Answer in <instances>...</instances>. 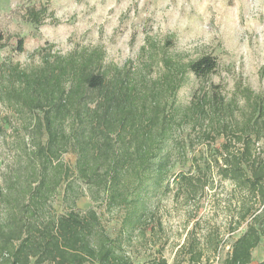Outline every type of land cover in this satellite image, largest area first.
<instances>
[{
    "label": "trees",
    "instance_id": "16d2710c",
    "mask_svg": "<svg viewBox=\"0 0 264 264\" xmlns=\"http://www.w3.org/2000/svg\"><path fill=\"white\" fill-rule=\"evenodd\" d=\"M30 15L39 23L36 11L30 9ZM18 43L22 50L21 40ZM102 60L100 50L84 49L80 55L47 54L37 66L11 68L4 94L19 114L28 115L25 129L34 148L28 154L31 172L25 185L13 193L19 176L9 175L0 187L6 206L5 216H0V264H134L128 247L135 232L143 235L153 223L161 225L153 204L169 192L170 180L177 179L185 196L194 198L208 185L207 171L245 195L239 199L241 208L231 232L245 222L244 228L219 264H251L253 249L260 242L264 248V105L248 110L241 122H229L225 116L232 111L230 104L220 108L211 102L212 112L224 110V118L202 134L210 138L216 131L220 146L203 160L202 168L197 167L200 175L174 172L172 133L181 120H202L210 99L199 97L185 106L175 100L167 104L160 92H145L127 72L103 65ZM216 66L213 56L202 55L185 69L206 78ZM67 120L69 129L64 128ZM67 146L75 154L72 170L58 161ZM69 174L94 195L102 192L107 208L120 213L114 237L96 210L76 208L77 194L70 183L68 209L47 213L51 194ZM209 243L216 251V234L210 235ZM179 254L190 263L204 258L194 229L179 246ZM146 264L166 263L162 259ZM255 264H264V258Z\"/></svg>",
    "mask_w": 264,
    "mask_h": 264
},
{
    "label": "rangeland",
    "instance_id": "374dc122",
    "mask_svg": "<svg viewBox=\"0 0 264 264\" xmlns=\"http://www.w3.org/2000/svg\"><path fill=\"white\" fill-rule=\"evenodd\" d=\"M30 9L38 13L39 23L33 21ZM20 40L22 50L17 49ZM84 49L100 50L103 65L127 72L145 92H160L167 104L175 100L185 106L199 97L210 99L205 104L209 113L202 120H181L172 133L174 172L200 175L197 167L202 168L203 160L220 146L222 138L216 131L210 138L202 134L209 124L216 127L224 118V110L215 109L218 115L212 112L211 102L220 108L230 104L232 111L225 116L229 122H241L248 110L264 105V0H0V187H5L9 175L19 176L13 193L25 185L31 172L28 154L34 148L25 129L28 115L19 114L4 94L11 68L37 66L47 54L80 55ZM202 55L213 56L217 66L206 78H196L185 66ZM69 124L67 120L64 128ZM67 147L58 161L72 170L75 154ZM204 175L208 185L194 198L185 196L177 179L170 180L169 192L153 204L161 225L155 222L143 235L134 233L127 250L134 264L162 259L166 264H219L225 257L245 225L231 232L241 208L239 199L245 195L208 171ZM73 179L69 174L51 194L47 213L68 209L70 183L77 194L76 208L96 210L114 237L120 213L107 208L102 192L94 195ZM5 209L0 200L1 217ZM191 229L205 250L199 263L179 254ZM214 234L219 240L216 251L209 243ZM263 258L260 242L252 251L251 264Z\"/></svg>",
    "mask_w": 264,
    "mask_h": 264
}]
</instances>
